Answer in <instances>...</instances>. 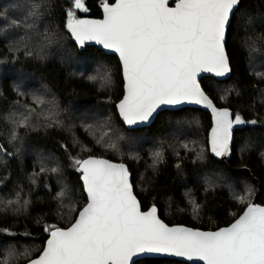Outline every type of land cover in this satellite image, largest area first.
Returning <instances> with one entry per match:
<instances>
[{"label": "trees", "instance_id": "obj_1", "mask_svg": "<svg viewBox=\"0 0 264 264\" xmlns=\"http://www.w3.org/2000/svg\"><path fill=\"white\" fill-rule=\"evenodd\" d=\"M11 1L16 3L0 0V145L5 150L0 152V230H7L0 231V261L8 258V264L25 263L39 253L50 230L64 228L74 219L85 195L73 158L101 156L124 163L141 209L154 205L158 216L170 225L215 229L230 223L254 197L264 203V61L260 63L261 57L248 49L264 53V0H240L231 16L225 38L229 79H200L217 107H227L232 117L239 114L246 121L234 131L231 153L225 160L209 153L210 115L198 108L163 110L146 127L127 129L122 124L115 109L122 95L119 62L95 46L78 50L72 42L65 24L73 0ZM104 1L113 0H85L88 10H76L75 18L100 17L99 5ZM33 4H42L41 15L28 29L23 22ZM239 17L246 22L239 25ZM12 21L21 24L17 27ZM14 28L19 31L14 33ZM60 50L69 51L67 62L60 59ZM26 51L32 55H25ZM250 57L259 61L257 71L251 70ZM73 60L84 66H69ZM105 68L111 72L110 85L102 87L99 79H89L97 75V69L103 73ZM10 71L30 78L22 84ZM224 83L232 84L235 92L222 98L215 85ZM34 97L45 103H36ZM28 108L35 110L28 126L13 124L10 117L19 119ZM50 110L60 125L47 126L51 120L44 116ZM186 116L185 122L196 120L186 132L171 129L174 121ZM253 120L255 124L247 123ZM100 124L105 127L99 128ZM86 125H92L97 135ZM13 131L18 137L15 141L11 140ZM103 131L109 132L117 150L95 143ZM195 143L201 146L199 150L191 146ZM155 151H161L163 159L153 167ZM41 167L46 171L41 172ZM55 167L58 173L50 170ZM213 174L228 176L230 183L215 184ZM241 183L248 186L243 188ZM62 189L65 195L58 197ZM241 196L246 197L243 203L237 199ZM17 199L19 204L5 206ZM25 200L28 203L23 206ZM193 201L200 206L197 213ZM10 246L15 257L8 256ZM26 249L29 254L20 255ZM133 264L187 263L143 258Z\"/></svg>", "mask_w": 264, "mask_h": 264}, {"label": "snow or ice", "instance_id": "obj_2", "mask_svg": "<svg viewBox=\"0 0 264 264\" xmlns=\"http://www.w3.org/2000/svg\"><path fill=\"white\" fill-rule=\"evenodd\" d=\"M239 3L240 0H175V6L170 7L169 0H115L102 3V20H90L75 18L76 10L86 12L88 9L85 0H73V8L67 12L66 27L80 45L94 40L119 54L125 95L117 107L125 123L147 121L161 105L203 104L214 113L211 151L216 156H225L229 153L233 125L246 121L239 114L231 119L226 108L217 109L201 88L197 76L201 72L217 76L229 72L226 30ZM41 8L42 4L31 6L23 22L25 28L34 27ZM30 18L33 22L27 23ZM12 24L19 27L21 22L12 21ZM25 55L30 56L32 52L26 51ZM89 79H99L101 86L106 87L111 84V72L107 68L103 73L97 69V75ZM34 100L38 104L45 103L40 97ZM34 111L28 108L26 115L21 113L19 119H10L17 126H28ZM55 116L52 110L45 114V120H51L48 127L53 123L61 124ZM85 127L93 136L97 135L92 125ZM98 127L104 128L105 124ZM17 139L13 131L11 140ZM95 143L107 150H117L108 131L100 133ZM82 150L88 149L82 147ZM4 151L0 145V152ZM152 155L153 167L162 162L161 151ZM73 159L74 167L82 172L88 202L71 227L50 230L43 251L29 264H129L134 255L145 252L190 260L198 258L205 264H264V206L248 203L234 223L217 231L169 227L158 218L154 205L146 212L141 211L130 173L123 163L93 156ZM50 170L60 171L59 167ZM40 171L46 169L41 167ZM64 195L63 189L57 194L58 197ZM237 199L243 203L246 197ZM13 203L20 201L10 200L5 206ZM27 203L25 200L23 206ZM199 207L193 201L194 213ZM28 254L26 249L20 255ZM15 255L14 247L10 246L8 256ZM0 264H8V258Z\"/></svg>", "mask_w": 264, "mask_h": 264}, {"label": "water", "instance_id": "obj_3", "mask_svg": "<svg viewBox=\"0 0 264 264\" xmlns=\"http://www.w3.org/2000/svg\"><path fill=\"white\" fill-rule=\"evenodd\" d=\"M105 2V1H104ZM115 0H113L112 2H108V3H114ZM103 3V2H102ZM102 3L99 5V8H100V12H101V16L100 17H90V16H80L78 17L77 19H90V20H102L104 18V13H103V7H102ZM172 3V4H171ZM169 6L170 7H174L175 6V0L173 2H171V0H169ZM236 9V8H235ZM234 9V10H235ZM232 16V15H231ZM231 19V18H230ZM67 24V22H66ZM66 24H65V30L67 31V33L70 35L71 37V40L72 42L77 46L78 50H83L86 46H95L96 48L102 50L105 54H110V55H114L118 62H119V65H120V71H121V78H122V95L121 97L118 99V101H116L115 103V109H116V112H117V115L120 119V121L122 122V124L127 128V129H136V128H141V127H146L148 125H150L152 123V121L154 120V118L156 117V115L163 111V110H176V109H180V108H183V107H192V108H198L202 111H205V112H208L209 115H210V121H211V125H210V128L208 130V133H207V146H208V150H209V153L211 154V156H213L215 159L217 160H225V159H228L229 156H230V153H231V144H232V141H233V133L235 130L237 129H240L242 127V124L240 125H233V128H232V135H231V140L229 142V153L225 156H216L212 151H211V132H212V128L214 127V124H215V120H214V113L212 112V110L210 108H207L205 107V105L203 104H196V103H189V102H184V103H181V104H178V105H161L157 110L156 112L153 113V115L149 118V120L147 121H144V122H138L137 124H133V125H128L127 123H125L123 121V118L120 116V113H119V109L117 107V105L120 103V101L124 98V95H125V82H124V77H123V73H122V64H121V61L119 59V54L116 53L113 49H106L104 48V46L102 44H99L97 43L96 41L94 40H87L85 41V43L83 45H80L71 35L70 31L67 29L66 27ZM227 31V30H226ZM226 38V37H225ZM226 52V51H225ZM227 55V54H226ZM228 65H229V60H228ZM229 69H230V65H229ZM230 74H231V69L229 70L228 73H226L224 76H217L215 73H212V72H201L200 74H198L197 76V80L201 86V88L203 89L202 85H201V82H200V79L203 78V77H212L214 78L215 80H218V81H224V80H227L229 79L230 77ZM204 91V89H203ZM205 92V91H204ZM205 94L209 97V95L205 92ZM209 99L212 101V99L209 97ZM213 105L217 108V109H228L229 112H230V118L231 119H235V117H232V111L227 108V107H217L214 102L212 101ZM89 156L83 158V159H87ZM93 157H96V158H100V159H106L112 163H116V164H120L122 162H117V161H113V160H109L105 157H101V156H93ZM124 164V163H123ZM125 165V164H124ZM126 166V165H125ZM127 167V166H126ZM245 171H248L247 169H244ZM130 173V172H129ZM79 179H80V182H81V185H82V189H83V192H84V195H85V202L84 204L81 206V208L77 211L74 219L71 221V223L64 227V228H61V229H66L68 227H71V225L73 223H75V219L78 218V215H79V211L83 209L84 206H86L87 204V194L86 192L84 191V184H83V180H82V172H80V176H79ZM130 181H131V176H130ZM249 203H252V204H255V205H260V206H264V203L261 204V203H257L255 201V197L249 202ZM248 204H246L244 206V208L242 209V211L228 224L226 225H223V226H220V227H217L215 229H202V228H196V227H191V226H187V225H183V224H167L165 223L159 216L158 218L163 222L165 223L166 225H168L169 227H175V226H183V227H186V228H191V229H194V230H199V231H203V232H209V231H217L221 228H226V227H229L232 223L235 222L236 219H238L242 214L243 212L246 210V207H247ZM153 205L149 206L147 209H144L141 211H148ZM158 215V214H157ZM59 228V227H57ZM55 228H53L52 230H54ZM49 236H50V231L48 232L45 240H44V243H43V246L41 248V250L39 251V253L34 256L33 258L31 259H36L38 258L39 254L43 251V248L44 246L46 245V241L49 239ZM143 258H164V259H172V260H178V261H182V262H186L187 264H205L204 261L202 260H199L198 258H193V259H188L187 257H182V256H176V255H172V254H166V253H151V252H145V253H138L136 255H134L131 260L129 261V264H133L136 260H139V259H143ZM27 260L25 263L23 264H29V261L31 260Z\"/></svg>", "mask_w": 264, "mask_h": 264}, {"label": "rangeland", "instance_id": "obj_4", "mask_svg": "<svg viewBox=\"0 0 264 264\" xmlns=\"http://www.w3.org/2000/svg\"><path fill=\"white\" fill-rule=\"evenodd\" d=\"M9 1L10 2H8V3H16L15 1H11V0H9ZM12 9H13V6H12ZM244 22H246V20L244 18H242V17H239L238 24L240 25V24H242ZM256 23H257V21H256ZM18 31H19V28H14V33L18 32ZM246 39L247 40L249 39V40L253 41V39H251V38H246ZM60 40H61V38H60ZM248 49L249 50H253V54L254 55L261 57L260 63L262 61H264V53L263 52H261L260 50H254V49H252V47H250ZM60 59L63 62H67L70 59L69 51L60 50ZM258 65H259V61L257 59H255V58L250 57L249 66H250L251 70L257 71ZM69 66H74L75 68H82L84 66V62H77V61L73 60L69 64ZM10 72H11V74H14L16 76V79L20 80V83H22V84L24 83V81H27L30 78V77H22V76L20 77L19 74H17V73L15 74L13 71H10ZM213 84H215V83H213ZM215 86L217 88L218 94L222 98L226 97V95L229 92H231V91L235 92L234 87L230 83L218 84V85H215ZM187 119H188V116L182 117L181 120L174 121L173 125L171 126V129H174V130L177 129L178 131L182 130V131L186 132L187 131V127H189L192 123L196 122V120H193V121H191L189 123L185 122ZM135 142L136 141H133V143H131V146L135 145ZM191 146H193V148H196L197 150H199L201 148V146H199V143H195V145L191 144ZM111 151H113V150H111ZM27 152L30 153V150H27ZM0 167H1V161H0ZM212 177H213L212 181L215 184H229L230 183L228 176H226L224 174H219V175L213 174ZM241 186L243 188H246L248 185L246 183H244V184L241 183ZM244 193L248 194L249 192L248 191H244ZM191 206L193 208V204H191Z\"/></svg>", "mask_w": 264, "mask_h": 264}]
</instances>
